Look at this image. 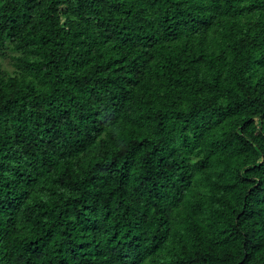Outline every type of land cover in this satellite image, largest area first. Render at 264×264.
I'll return each instance as SVG.
<instances>
[{"label":"trees","instance_id":"16d2710c","mask_svg":"<svg viewBox=\"0 0 264 264\" xmlns=\"http://www.w3.org/2000/svg\"><path fill=\"white\" fill-rule=\"evenodd\" d=\"M0 264H264V0H0Z\"/></svg>","mask_w":264,"mask_h":264},{"label":"rangeland","instance_id":"374dc122","mask_svg":"<svg viewBox=\"0 0 264 264\" xmlns=\"http://www.w3.org/2000/svg\"><path fill=\"white\" fill-rule=\"evenodd\" d=\"M12 63L13 60L11 59V53H0V70L12 72L14 70Z\"/></svg>","mask_w":264,"mask_h":264}]
</instances>
